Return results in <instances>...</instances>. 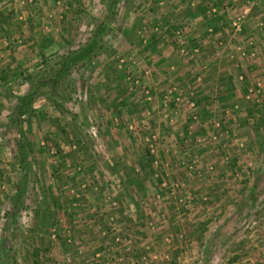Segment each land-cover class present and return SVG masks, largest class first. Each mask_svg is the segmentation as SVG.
I'll list each match as a JSON object with an SVG mask.
<instances>
[{"label":"rangeland","instance_id":"rangeland-1","mask_svg":"<svg viewBox=\"0 0 264 264\" xmlns=\"http://www.w3.org/2000/svg\"><path fill=\"white\" fill-rule=\"evenodd\" d=\"M0 264H264V0H0Z\"/></svg>","mask_w":264,"mask_h":264},{"label":"trees","instance_id":"trees-1","mask_svg":"<svg viewBox=\"0 0 264 264\" xmlns=\"http://www.w3.org/2000/svg\"><path fill=\"white\" fill-rule=\"evenodd\" d=\"M95 37L92 38L86 45H84L79 51L71 54L69 56V60L67 61V64H70L71 62L75 61V60H79V59H83V58H86L89 56V53L93 50L94 46H95ZM30 97H31V92H27V93H24L23 95L19 96V101H20V104L21 106L23 107H27L29 106L30 104ZM19 134H20V139H21V148L22 150L24 148L27 147V140L25 138V134H24V131L22 128H20L19 130ZM20 194V187L16 190V193H15V200H14V203H13V206L17 204V201H18V195ZM15 209V212L17 211V207L15 206L14 207Z\"/></svg>","mask_w":264,"mask_h":264}]
</instances>
